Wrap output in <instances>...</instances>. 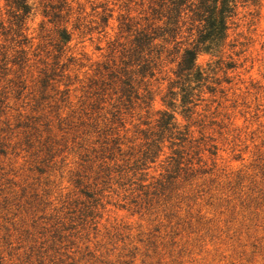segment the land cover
<instances>
[{"label": "rangeland", "instance_id": "rangeland-1", "mask_svg": "<svg viewBox=\"0 0 264 264\" xmlns=\"http://www.w3.org/2000/svg\"><path fill=\"white\" fill-rule=\"evenodd\" d=\"M28 1L20 44L0 0V264H264V0H238L226 38L197 55L203 80L168 90L184 26L149 80L152 101L131 105L104 67H123L135 29L161 26L149 0H68L61 56L41 0ZM197 84L199 100L184 106L181 90ZM162 112L193 148L171 147L179 142L164 133L140 183L129 168L159 138ZM116 136L122 151L104 152ZM183 149L207 173L142 204L138 185L167 175L168 157Z\"/></svg>", "mask_w": 264, "mask_h": 264}, {"label": "trees", "instance_id": "trees-1", "mask_svg": "<svg viewBox=\"0 0 264 264\" xmlns=\"http://www.w3.org/2000/svg\"><path fill=\"white\" fill-rule=\"evenodd\" d=\"M4 1L6 6L10 8L11 24L15 27L16 37L20 38L18 42L20 44L25 43L26 38L23 35V27L33 7L28 0ZM54 1H56V5L53 4ZM237 2L238 0H149L151 18L161 22V26L135 29L130 44L128 47L123 48V67L117 70H108V66L104 67L105 71H109V79H115V83L118 84V90L114 92V94L120 93L118 100L123 99V105H131L136 101L141 103H145L147 100L152 101L149 80L161 73L164 60L162 55L168 52L166 45L175 42L186 25L189 26L187 28L189 35L186 42H175L174 47V49L177 47L175 53L180 54L176 62V69L173 72L177 81L171 82L168 90L179 82H192V79L193 82H201L203 77L200 72H196L195 66L197 55L207 40L222 35L226 38L227 22L236 15ZM40 6L42 15L47 20L46 22L53 24L56 28L57 51L61 56L71 41V32L61 24L62 20L70 15L69 2L68 0H41ZM110 17L111 14H108L103 19L107 22ZM130 22V19H124L123 30L133 31ZM75 28L78 29V26H75ZM180 45L185 46L182 48ZM170 54L172 53L168 52V55ZM54 72L52 75L55 74ZM50 76L46 75L47 79L45 81ZM141 86L143 87V94L139 91ZM199 87L200 85L197 84L194 88L188 87L181 90L184 93L182 96L184 106L199 100L195 97L200 95L194 94V91ZM169 95L173 96L174 94L169 91ZM189 111L190 108H187L186 112ZM172 119L171 114L167 112L160 113V118L157 120L159 138L148 142L146 150L139 158L134 160L133 166L129 168L130 171L133 170L132 178L138 182L143 183L146 180L144 177L147 174L143 171L147 169L145 166L147 161L154 162L160 156L162 148L159 144L162 142L161 139L164 133L168 134L166 135L167 139L179 142L178 144L171 143V147L185 148L184 143H187L189 145L188 150L193 148L192 140H188L187 133L182 134L172 131L174 129V126L171 125ZM113 134L118 135L116 132L113 133L112 130L110 135ZM109 142L112 143V146H105L104 152H111L114 149L118 152L122 151L117 136L111 138L110 141L106 140L105 145H108ZM199 154L200 150L194 153L198 157L196 164L202 162ZM188 155L189 153H186L184 149L174 150L172 155L168 157L167 175L154 183L138 185L143 195L142 204L149 205L155 199L167 197L168 193L175 188L179 178L188 180L198 172L201 174L207 173L202 169L195 170L193 168V158H187ZM107 158L113 161L112 156L109 155ZM137 175L139 177L135 178Z\"/></svg>", "mask_w": 264, "mask_h": 264}]
</instances>
